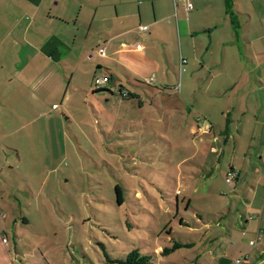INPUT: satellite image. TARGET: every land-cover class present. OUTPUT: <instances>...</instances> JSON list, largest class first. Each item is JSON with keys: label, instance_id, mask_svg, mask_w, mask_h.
Returning a JSON list of instances; mask_svg holds the SVG:
<instances>
[{"label": "rangeland", "instance_id": "1", "mask_svg": "<svg viewBox=\"0 0 264 264\" xmlns=\"http://www.w3.org/2000/svg\"><path fill=\"white\" fill-rule=\"evenodd\" d=\"M191 85L184 94L144 87L130 101L96 93L64 108L50 102L39 121L51 125L48 146L27 150L32 173L16 179L25 184L16 211L1 221L10 242L3 264H118L134 249L153 264H264V194L251 205L255 178L226 182L239 131L217 124L240 100ZM205 122L216 128L201 135ZM255 151L247 160L258 165ZM176 243L185 246L164 254Z\"/></svg>", "mask_w": 264, "mask_h": 264}, {"label": "crops", "instance_id": "2", "mask_svg": "<svg viewBox=\"0 0 264 264\" xmlns=\"http://www.w3.org/2000/svg\"><path fill=\"white\" fill-rule=\"evenodd\" d=\"M190 2L192 11L179 0H0V264L10 249L1 231L4 212L16 211L14 196L25 185L16 179L32 173L27 150L48 146L51 125L39 121L55 100L64 108L73 97L98 93L110 102L119 91L135 99L144 87L156 95L180 87L184 94L198 81L213 96L214 85L217 94L240 100L217 120L225 131H239L229 173L238 174V183L244 174L256 179L251 205L264 194V0H232L235 22L225 0ZM100 76L108 81L98 87ZM207 122L201 135L215 131ZM250 149L259 166L253 155L247 160Z\"/></svg>", "mask_w": 264, "mask_h": 264}, {"label": "trees", "instance_id": "3", "mask_svg": "<svg viewBox=\"0 0 264 264\" xmlns=\"http://www.w3.org/2000/svg\"><path fill=\"white\" fill-rule=\"evenodd\" d=\"M225 4H226V11L228 15L230 16L231 20L235 22V16H234L233 9H232L233 7L232 0H225ZM140 85H142V83H140ZM145 85H149V84L145 83ZM118 94L124 99H129L130 97H132V94H130L129 92L124 94L122 91H119ZM116 192L118 195V203L121 206L123 204V194L121 192V188L119 185H117L116 187ZM184 246L185 245L182 243H179V244L176 243L175 246L172 247V249L165 250L164 254H169L170 252L176 249L182 248ZM115 263H118V264H153V258L150 255L142 254L138 249H134L129 253V255H127L125 259L115 260Z\"/></svg>", "mask_w": 264, "mask_h": 264}, {"label": "built area", "instance_id": "4", "mask_svg": "<svg viewBox=\"0 0 264 264\" xmlns=\"http://www.w3.org/2000/svg\"><path fill=\"white\" fill-rule=\"evenodd\" d=\"M179 1H182V2L185 3V6H186V8H187L188 11H192V4H191L190 0H179ZM142 29H143V30H146V28H142ZM99 54H100L101 56H104V55H105V50H104V49L100 50ZM107 81H108V80H107L106 78L100 76V77L97 79L96 84H97L98 87H99V86L104 85ZM146 83H147V84H152V83H153V79L147 80ZM123 93L126 94L127 92H123ZM262 162H263V164H264V157H263V159H262ZM237 176H238V174H237L236 172H230V173L228 174V178H227L226 182H227L228 184H231L232 181L235 180V179L237 178ZM4 243L7 244V243H8V240H7V239H4Z\"/></svg>", "mask_w": 264, "mask_h": 264}]
</instances>
